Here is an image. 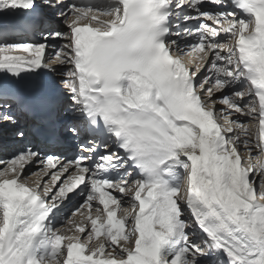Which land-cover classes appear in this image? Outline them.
Listing matches in <instances>:
<instances>
[{"label": "snow or ice", "instance_id": "snow-or-ice-1", "mask_svg": "<svg viewBox=\"0 0 264 264\" xmlns=\"http://www.w3.org/2000/svg\"><path fill=\"white\" fill-rule=\"evenodd\" d=\"M0 157V264H264V0H0Z\"/></svg>", "mask_w": 264, "mask_h": 264}, {"label": "bare ground", "instance_id": "bare-ground-1", "mask_svg": "<svg viewBox=\"0 0 264 264\" xmlns=\"http://www.w3.org/2000/svg\"><path fill=\"white\" fill-rule=\"evenodd\" d=\"M57 27L59 29L58 25H57ZM60 28H61V26H60ZM49 78H51V76ZM56 79L58 80L59 78L56 77ZM46 150H54L57 152V154L63 153L64 155H71V152H68L65 149H61V148L46 149ZM0 158H3V157H0ZM0 167H3V165H0ZM32 170L35 171V169H32ZM80 199L81 198L79 196H76V197H74V199H70L69 202L64 206L62 212L60 214H58V216H57V227H60L61 224H63L65 222L66 216L71 215V210H72L73 206L75 204H77V202H79ZM76 218L78 219L79 217H76Z\"/></svg>", "mask_w": 264, "mask_h": 264}, {"label": "rangeland", "instance_id": "rangeland-1", "mask_svg": "<svg viewBox=\"0 0 264 264\" xmlns=\"http://www.w3.org/2000/svg\"><path fill=\"white\" fill-rule=\"evenodd\" d=\"M58 26H59V30H61V31H64L65 30V26H64L63 22H60L58 24ZM60 26H61V28H60ZM57 43H59V41H57Z\"/></svg>", "mask_w": 264, "mask_h": 264}]
</instances>
